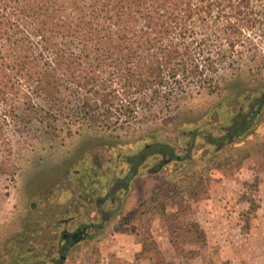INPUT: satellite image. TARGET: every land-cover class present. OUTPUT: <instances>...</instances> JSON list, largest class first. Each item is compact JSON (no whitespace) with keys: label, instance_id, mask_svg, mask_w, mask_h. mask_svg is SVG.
I'll use <instances>...</instances> for the list:
<instances>
[{"label":"rangeland","instance_id":"rangeland-1","mask_svg":"<svg viewBox=\"0 0 264 264\" xmlns=\"http://www.w3.org/2000/svg\"><path fill=\"white\" fill-rule=\"evenodd\" d=\"M240 67L222 73L216 92L191 86L170 108H141L125 130L38 140L6 126L0 264H33L22 257L32 243L55 248L46 264H131L149 236L166 264H264V61ZM195 188L207 197L193 201ZM195 222L203 235L188 230ZM90 224L92 238L63 260V229Z\"/></svg>","mask_w":264,"mask_h":264},{"label":"trees","instance_id":"trees-1","mask_svg":"<svg viewBox=\"0 0 264 264\" xmlns=\"http://www.w3.org/2000/svg\"><path fill=\"white\" fill-rule=\"evenodd\" d=\"M263 42L264 0H0V137L125 130L191 86L218 91L226 70L264 61ZM148 240L131 264H166Z\"/></svg>","mask_w":264,"mask_h":264},{"label":"flooded vegetation","instance_id":"flooded-vegetation-1","mask_svg":"<svg viewBox=\"0 0 264 264\" xmlns=\"http://www.w3.org/2000/svg\"><path fill=\"white\" fill-rule=\"evenodd\" d=\"M124 180H120L118 182V184L115 186V187H123L124 185H122V182ZM116 188V189H117ZM114 192V191H112ZM111 192V193H112ZM116 193V192H115ZM94 226H96L95 224H90L89 226L85 227V226H81L79 227L77 230H74V231H66V232H62V237H63V240L61 241V244L59 245V249H58V254L65 258L66 255H64L65 253H67L70 249V247H73L76 245V243H79L82 241L83 238H92L90 237L89 235H87V231L92 229Z\"/></svg>","mask_w":264,"mask_h":264},{"label":"crops","instance_id":"crops-1","mask_svg":"<svg viewBox=\"0 0 264 264\" xmlns=\"http://www.w3.org/2000/svg\"><path fill=\"white\" fill-rule=\"evenodd\" d=\"M247 201H249L250 203V200L246 198ZM75 218V217H74ZM76 219V218H75ZM74 219L73 217H70V220L67 221L68 223H70V221L72 222ZM63 232H64V229H63ZM36 239V238H35ZM36 244V243H35ZM32 243V246L30 245L28 248H26V250L24 251L25 253L22 254V257H25V258H28V259H31V262L34 263H40V264H46V258L45 256L48 254V253H53V251H55V248L52 249V251H48V247L45 248L46 251H41V249L37 246V244L35 245ZM61 244V241L60 243H58V246H57V249L56 251L58 252V249H59V245ZM140 249H138L137 251H139ZM40 251V252H39ZM48 251V253H47ZM41 253V254H40ZM47 257V256H46ZM52 259L53 257H56L54 254H52ZM134 257H135V254H134ZM34 259V260H32ZM30 263V262H29ZM32 264V263H31Z\"/></svg>","mask_w":264,"mask_h":264}]
</instances>
